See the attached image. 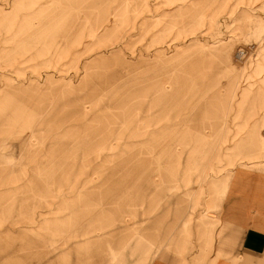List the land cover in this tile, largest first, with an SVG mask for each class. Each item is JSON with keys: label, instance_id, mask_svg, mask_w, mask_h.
I'll return each instance as SVG.
<instances>
[{"label": "rangeland", "instance_id": "1", "mask_svg": "<svg viewBox=\"0 0 264 264\" xmlns=\"http://www.w3.org/2000/svg\"><path fill=\"white\" fill-rule=\"evenodd\" d=\"M240 182L264 230V0H0V264H264Z\"/></svg>", "mask_w": 264, "mask_h": 264}, {"label": "crops", "instance_id": "2", "mask_svg": "<svg viewBox=\"0 0 264 264\" xmlns=\"http://www.w3.org/2000/svg\"><path fill=\"white\" fill-rule=\"evenodd\" d=\"M241 182L236 187L237 192H233L232 194L230 193V195L227 198V201L223 204V212H222L223 226L222 228H220V232H219L220 242L223 245L225 241H227V238L225 239V237H227V235L229 234V232H227V228L233 226L234 227L233 229L243 232L244 238H242L241 240L242 245L240 249L241 251L240 254L254 255L256 253L255 251L245 249V242H247V240L250 241L251 242L250 244L253 245L254 247L250 245L248 246L253 247L254 249H257L259 246L261 247L262 243H264V230L255 229L252 227V224H255L257 221L259 222L260 220L257 214V209H256V214L254 213L253 215V212H251V208L256 207L254 198L252 196L254 192L249 194L251 198L247 201V198L244 197L243 192L239 189ZM258 182L260 183V181ZM261 185L262 183L257 186L259 187ZM242 197H244L243 200ZM258 203L262 208L263 204H261L260 202ZM263 211L264 210H262V212ZM261 216L263 215L261 214ZM230 242L232 243L233 240L230 239ZM159 254H161L160 250H158L157 254L147 264H165L163 262L154 260V258H156V256ZM217 264H231V263L224 259H219Z\"/></svg>", "mask_w": 264, "mask_h": 264}]
</instances>
